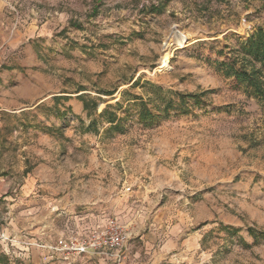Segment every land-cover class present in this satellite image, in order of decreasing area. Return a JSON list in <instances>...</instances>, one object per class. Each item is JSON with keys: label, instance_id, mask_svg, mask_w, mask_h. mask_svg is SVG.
Returning <instances> with one entry per match:
<instances>
[{"label": "rangeland", "instance_id": "obj_1", "mask_svg": "<svg viewBox=\"0 0 264 264\" xmlns=\"http://www.w3.org/2000/svg\"><path fill=\"white\" fill-rule=\"evenodd\" d=\"M259 27L264 0H0V70L30 103L46 98L6 116L0 136L47 198L79 212L118 218L106 200L140 190L148 207L187 215L202 250L175 264H264V102L220 64ZM82 96L99 101L93 115ZM108 104L119 127L101 115ZM66 237L19 238L0 264H61L57 253H75L58 249Z\"/></svg>", "mask_w": 264, "mask_h": 264}, {"label": "crops", "instance_id": "obj_2", "mask_svg": "<svg viewBox=\"0 0 264 264\" xmlns=\"http://www.w3.org/2000/svg\"><path fill=\"white\" fill-rule=\"evenodd\" d=\"M10 40L13 42L12 37ZM12 73L0 70V131L7 126L6 116L35 109L40 101L46 99L30 103L28 87L16 91L19 82L13 83ZM10 138L3 140L0 136V251H3L1 247L9 251L10 247L17 245L19 238L29 244L33 238L55 244L62 241L63 236L79 231L88 233L106 224L110 217L107 213L79 212L76 200L65 201L61 196L47 198L43 189L46 183L41 181L40 175L35 171H23L27 165L17 168L13 146L7 145ZM142 185L139 184V188ZM143 186L146 189L151 187L150 184ZM126 195L118 193L106 200L108 206L115 208L119 221L131 230L122 264L183 263L188 256L202 250V228L192 225L187 215H168L164 206L148 207L151 199L140 190L135 191L132 201H127L132 194ZM127 208H130L128 212ZM27 248L34 250L35 246ZM57 254L65 260H61V264H73L79 259H85L82 264H115L116 260L100 253L84 257L64 251Z\"/></svg>", "mask_w": 264, "mask_h": 264}, {"label": "trees", "instance_id": "obj_3", "mask_svg": "<svg viewBox=\"0 0 264 264\" xmlns=\"http://www.w3.org/2000/svg\"><path fill=\"white\" fill-rule=\"evenodd\" d=\"M223 67L226 68L227 73L232 74L237 81L243 83L247 89H252L255 91L257 97L264 102V28L259 27L252 34H250L245 40L240 41L238 52L233 58V60L229 63L226 61L220 62ZM139 80H136L134 85H137ZM153 85V84H151ZM205 92L199 93H188L186 94L188 97L194 99L196 103L200 102L201 94ZM84 102V109L88 112V115H93L90 110L91 108L97 109L99 105V101L92 100L88 101L82 96ZM135 99H140L143 102L141 97H135ZM169 106H167V110H169ZM101 115H107L108 122L113 125V127H119V117L117 112L113 110V105L108 104L102 110ZM154 116L152 109L148 106L147 103H142L141 108L139 110V120L146 121L147 119H152ZM95 124V120L93 119L89 128L93 127ZM226 228V226L224 227ZM235 229L237 228H228ZM248 231L252 235L254 239H256V234L253 228H248ZM264 236V232H263Z\"/></svg>", "mask_w": 264, "mask_h": 264}, {"label": "built area", "instance_id": "obj_4", "mask_svg": "<svg viewBox=\"0 0 264 264\" xmlns=\"http://www.w3.org/2000/svg\"><path fill=\"white\" fill-rule=\"evenodd\" d=\"M127 187L126 191H130ZM131 237L130 230L117 217L110 216L106 224L91 230L86 235L72 234L61 242L59 250H72L77 254L100 253L108 254L121 261L124 248Z\"/></svg>", "mask_w": 264, "mask_h": 264}]
</instances>
